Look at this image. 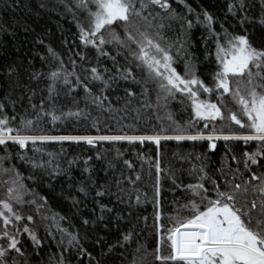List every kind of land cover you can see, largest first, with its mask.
<instances>
[{
  "label": "snow or ice",
  "instance_id": "1",
  "mask_svg": "<svg viewBox=\"0 0 264 264\" xmlns=\"http://www.w3.org/2000/svg\"><path fill=\"white\" fill-rule=\"evenodd\" d=\"M58 3L72 16L84 47L95 49L96 66L84 68L82 77L76 71V61L70 58V71L51 45L47 46L46 56L36 54L42 62L39 69L27 57L0 59V152L3 153L0 175L7 176L3 181L5 196L0 198V264H72L73 258L77 264H84L85 257L88 264H108V258L118 249L124 250L119 255L126 259L124 253L133 245L131 264H147L149 257L152 264H264V46H254L252 31L247 27L258 25L264 29V0L227 3V13L241 32L229 31L224 23H220L217 31L213 14L204 8L197 11L189 0H175L176 7L172 0H58ZM257 4L258 19L249 15ZM55 6L50 8L48 0H0V13L6 17L9 13L24 12L19 18L12 15L0 20V37L15 38L17 28L25 32H35L36 27L46 29L42 12L52 11ZM174 24L178 31L175 39H171L163 33ZM197 25L207 31L206 60L213 56L207 47L209 42L215 49L216 67L209 73L210 83L201 78L199 60L190 51L191 30ZM5 43L0 41V47ZM36 43L44 45L43 38H37ZM75 55L81 61L87 59L79 52ZM101 58L111 60L112 67L102 66ZM180 63L182 69L178 71ZM137 69L142 71V77L137 76ZM122 81L129 86L123 89L128 99L121 109L113 106L109 93L116 92ZM42 83L46 87L40 88ZM150 84L156 88L155 105L147 99ZM131 85L141 88L140 95L145 97L143 108L167 110L175 101L183 110H190V118L180 123L168 112L172 135L163 126L158 131L153 127L152 134H137L139 130L134 125L120 126L123 117L116 120L121 134H99V116L92 117L89 106L115 118L114 114L127 112L131 98L137 96ZM81 89L83 108L77 99ZM62 96L70 97L74 108L65 111ZM116 99L119 101L121 97ZM135 111L139 119L141 110ZM69 120L77 123L91 120V128L98 134H52L48 130L49 125L55 129ZM200 122L202 127L198 126ZM233 125L237 130H232ZM123 128L131 129L133 134ZM221 140L227 148L218 169L223 184L209 174L210 157L206 152L176 154L191 165L188 172L196 183H177L180 170L171 165L162 167V142L175 141L179 146L188 141L193 148L206 142L207 149L215 151L217 141ZM123 142L132 146L155 145L156 156L137 153L140 171H136L132 161L123 159V165L135 173L133 178L118 169L123 157L120 148L115 149L112 158L107 149L97 151L95 160L102 162L104 183L93 179L94 169L90 167L93 157L88 156L83 160L88 181H81L76 187L84 199L71 192L65 197L71 202V216L53 211L49 198L25 183L26 179L35 184L47 182L49 189H53L52 181L66 176L71 188L73 167L81 161L79 156L67 158L65 143L95 148ZM238 142L245 146L240 157L229 147ZM50 144L60 145V151H47ZM14 146L25 151L13 155L10 149ZM28 150L33 156L26 154ZM14 159L28 166L27 177L16 164L6 166ZM230 161L235 162V169ZM145 165L149 181L154 177L151 197L137 187ZM164 179H170L176 189L190 194L187 203L174 199L169 213L163 211ZM125 183L131 187H125ZM91 193L99 214L80 215L77 227L73 218L81 213L80 205ZM104 197H109L112 206L101 203ZM148 203L153 207L150 236L155 243L151 250L147 238L140 240L149 229L148 216L137 217L143 228L136 224L127 229L121 226L122 221H131L134 211ZM25 208L30 210L25 212ZM113 231L117 234L114 241L109 239ZM28 241L31 251L26 247ZM53 245L58 251H49L45 260L46 247L51 249Z\"/></svg>",
  "mask_w": 264,
  "mask_h": 264
},
{
  "label": "trees",
  "instance_id": "2",
  "mask_svg": "<svg viewBox=\"0 0 264 264\" xmlns=\"http://www.w3.org/2000/svg\"><path fill=\"white\" fill-rule=\"evenodd\" d=\"M173 6L176 7L175 0H172ZM189 2L193 5L194 8L199 11L201 8L207 9L209 12L213 14L215 17L217 23H216V29L217 31L220 30L219 26L220 23H224L225 28H227L229 31L232 32H241L242 30L239 28V26L235 23L234 19L227 13V3L230 2V0H189ZM50 8L53 5H56L52 11L42 12V15L44 17L43 23L47 25V28L43 27H36L35 32H25L22 28L16 29V36L15 38L9 37V36H3L0 37V41L6 42L3 47H0V59L4 57H10L13 60H16L18 58L22 59L24 57H27L29 60H32L33 65L36 69H39L41 67V61L39 60V57L36 55L39 53L40 55H47V46L51 45L64 59L65 65L68 67V69L71 71V63L70 58L74 59L76 61V71L78 74H80L82 77L85 75L83 69L88 68L91 66H96V60H95V49H93L91 46L85 48L84 45L79 40V33L78 29L75 26V22L72 20V16L66 12V10L59 5L58 0H48ZM199 6V7H198ZM59 13V14H57ZM260 14V9L257 4V7L253 8L251 12L249 13L250 16L253 18L258 19ZM12 15H15L17 18L24 15V12L22 10L17 11L16 13H9L6 17L5 14L0 13V20L6 19L8 17H11ZM194 19V17H192ZM34 19V18H33ZM195 23V21H194ZM35 26V25H34ZM250 31H252V42L254 46L261 47L264 46V29H261L258 25L253 27L252 25H247ZM167 29V28H166ZM168 32H176L178 31V26L173 25L171 29H167ZM118 31H120L118 29ZM170 34V33H169ZM168 34V35H169ZM121 35L123 33L121 32ZM207 36V31L203 27L197 25L191 30V42L193 44V47L190 49L191 52L195 54V56L199 60V69L201 78L205 80L206 83L211 82V76L209 73L213 71L216 67L214 63V47L209 42L207 45L208 48H210L213 52V56L209 59H205L204 53H205V43H204V37ZM173 37V35H172ZM37 38H43L44 45H39L36 43ZM109 49L112 50V54H115V49L109 45ZM18 49V50H17ZM81 53L84 54L87 59L84 61H81L79 56L75 55V53ZM118 60H120L121 63H124L122 57H118ZM51 63V61H50ZM101 65L111 68L112 62L109 59L101 58ZM182 69V63H180L177 66V70L180 71ZM136 74L138 77H142L143 73L141 70L137 69ZM129 86L126 82H121L119 89L114 93H109V98L112 101V104L115 108H124L126 100L128 99L123 91L125 87ZM46 87L45 84H40V88ZM132 90L137 93V96L135 98H131L132 102L128 106L127 112H120L118 114H114L115 118H113V115H110L107 112L101 113L98 112L94 107L89 106V110L91 112L92 117L99 116V127L101 129V132L99 134H121L119 132L118 125L116 123L117 119L121 120L120 126L122 127L124 124H130L134 125L136 129L139 130L137 134H152V127L160 128L161 126L168 129L169 135H172L173 132L171 131V125L170 121L167 119V113L170 112L173 116V119L180 122L179 115H188L185 116L186 118H190V110L185 111L183 110L182 106L173 101L170 103L169 108L167 110L160 108H143L142 104L145 100L144 96H141V88L138 85H131ZM149 94L147 96V99L155 105L156 103V88L155 85L150 84L149 85ZM84 93L81 90H78L77 99L80 100V107H84V101H83ZM119 96L121 99L117 101L116 97ZM63 99V105L64 110L67 111L68 108H74V105L71 103V98H64ZM139 108L141 110L140 117L137 119V114L135 109ZM19 111V109H18ZM9 114H11V111L9 109ZM159 116L160 119L157 120L156 117ZM72 121V122H71ZM69 122V125L72 130H68L67 132H64V134H73V135H81V134H89V135H97L95 129L91 128V120H81L79 123H77L75 120H71ZM202 123L198 126L202 127ZM68 125V126H69ZM219 123H217V127H219ZM110 129V130H109ZM233 131L237 130V126H235ZM124 132H127L129 134H133L132 130L129 128H123ZM228 130L225 129V132ZM54 133V132H52ZM65 149V155L67 158H72L73 156H79L80 157V164L79 166H74L71 176H72V187L69 188V179L68 177H60L54 181H52L53 189H49L47 182L35 184L31 180H25V183L28 185L29 188H35V190L42 196H47L49 198V205L55 212H59L61 215H69L71 216V212L69 209L71 208V202L69 199H66L65 197L68 196V193L71 192L73 196H77L79 199H84L80 194L76 192V187L79 185L81 181L87 182L88 181V174L83 172V160L87 159L88 156H92L93 160L90 162V167L94 169L93 172V179H98L99 183H104L105 174L103 171H100V168L102 167V162L95 160V155L97 151L104 152L106 149L108 150L109 158H112V156L115 155V149L118 147L120 148L121 152L123 153V157L120 162H118V169L121 171H124L125 175H132L134 178L135 173L130 172L122 163L123 159H128L132 161L136 171H140L141 161L137 158V153H142L146 156L150 155L153 158L156 156V148L155 145H152L150 143H146L144 145H128L126 142L112 145V144H100L97 145L95 148L90 147L85 144L81 145H75V144H64ZM229 147L232 148V151L237 155V157L241 156V148L245 147L243 146L242 142L238 143H232L229 145ZM31 146L29 145V149ZM47 151L50 152H59L60 151V145L58 144H50L46 146ZM254 150V145H253ZM10 151L15 155L17 151H25V150H19L18 147L14 146L10 149ZM162 167L168 168L169 165H171L174 169L180 170L177 171V183H183V184H189V183H196L197 180L195 177L189 175L188 169L191 167V165L183 160H181L176 154L179 152H195L197 154L206 152L208 156L210 157V164H209V174L212 175L214 178L218 180L219 183L223 184V179L220 177V174L218 172V169L221 167V158L225 156L227 152V148L224 141H217V148L215 151H209L207 149V143L204 144H197L195 148L192 147V142H183L181 145H177L175 141H166L162 142ZM3 153L0 152V155ZM26 154L29 156H33V153L28 150L26 151ZM231 155V153H229ZM47 159V156L44 157ZM194 162V161H193ZM232 168L235 169L236 164L233 161H230ZM16 164L19 171L27 177L30 173V169L27 165L19 162L18 160H12L9 162L8 165ZM241 171H243V167L241 165ZM111 173H109V178L111 177ZM116 175H119V172L116 173ZM247 173L245 174V178H247ZM230 178V177H229ZM7 179V176L0 175V198H4L6 186L3 184V181ZM152 183H154V177L152 181H149L147 177V165H145V172L143 174V178L140 182H137V187L141 188L143 190H146L149 194V197L152 195ZM162 183L164 185V192L162 193V202L164 204L163 211L165 213H169L170 210L174 207L172 204V201L178 200L180 203H187L188 198L190 197V194L185 193L183 190L176 189L170 179H164L162 180ZM125 187H131V185H128L125 183ZM206 187H210V184H206ZM94 196V193H91L87 200L84 201L83 204L80 205L81 213L78 214L75 218H73V223L79 227V219L80 215L84 216H93L99 214V208L93 203L92 197ZM114 199V198H113ZM134 199V197H133ZM101 203H109V197H104L101 199ZM86 205V207H85ZM109 206H112L109 203ZM121 208H124V205L120 206ZM25 212H28L30 209L25 208ZM75 211V209H73ZM152 214H153V207L151 203L145 204L142 207H140L138 210L134 211L133 218L129 222H121V226L125 229L131 227L133 224H136L138 228H143V222L138 221V216H148V224L149 229L145 230L144 234L140 237L141 242L144 241L145 238L148 239L149 243V250L154 246V241L151 239L150 232H151V224H152ZM126 215V214H125ZM114 220V215H113ZM67 226V225H65ZM83 231V229H81ZM42 234V229H41ZM117 238V234L115 231L111 233L109 236L110 240H115ZM31 242L28 241L26 247H28V250L31 251L30 247ZM89 247V250H93L91 245H86ZM135 245L130 247L125 253L126 259H122L119 255L121 251H124L122 249H118L115 253L112 254L108 258V264H131V262L134 259L133 256V249ZM57 252L58 249L55 247V245L52 246L51 249H48L46 247L45 252L43 253L44 256L48 252ZM47 257L45 256V260ZM72 264H77L75 258H73ZM84 264H88L87 257L84 258ZM147 264H152L151 258L149 257L147 260Z\"/></svg>",
  "mask_w": 264,
  "mask_h": 264
},
{
  "label": "rangeland",
  "instance_id": "3",
  "mask_svg": "<svg viewBox=\"0 0 264 264\" xmlns=\"http://www.w3.org/2000/svg\"><path fill=\"white\" fill-rule=\"evenodd\" d=\"M170 33V34H169ZM166 37H168V38H171V39H175V37H176V35H177V33L176 32H174V34H173V32H168V30L167 29H165L164 30V33H163ZM169 34V35H168ZM172 35H173V37H172ZM61 103H63V99H61ZM185 116H188V115H179V117H180V123H183V122H185V121H187L188 119H189V117L188 118H186ZM71 120H69V121H67L65 124H62V125H57V127L55 128V129H52L51 128V126L49 125L48 126V130L49 131H51V133L52 132H54V133H52V134H64V132H67L69 129L70 130H72L71 129V127H70V125H69V122H70ZM72 122V121H71ZM69 125V126H68ZM153 128V127H152ZM156 128V127H155ZM235 128V125H233V128L232 129H234ZM227 129V128H226ZM156 130L158 131L159 130V128H156ZM228 130V129H227ZM48 253H49V251L45 254V256L47 257V255H48Z\"/></svg>",
  "mask_w": 264,
  "mask_h": 264
}]
</instances>
